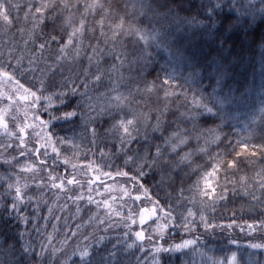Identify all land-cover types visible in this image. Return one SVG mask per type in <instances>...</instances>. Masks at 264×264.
Here are the masks:
<instances>
[{
    "label": "snow or ice",
    "instance_id": "1",
    "mask_svg": "<svg viewBox=\"0 0 264 264\" xmlns=\"http://www.w3.org/2000/svg\"><path fill=\"white\" fill-rule=\"evenodd\" d=\"M105 3H107V7ZM12 7L13 5L9 4L8 0H0V22L9 30L14 22L10 10ZM83 7L85 12L94 16L98 15L99 20L90 26L82 13L77 23L74 16L75 11L80 9L79 0L76 3H70V0H60L59 3L57 0H43L39 6L30 4L25 18L31 15L37 21L33 28L37 24L44 28L50 23L52 30L48 33V38L43 39L42 42L37 44L35 40L32 41L35 51L39 53V58H29L27 66L23 64L22 58L13 56L12 49L9 48L8 62L6 64L0 62V84H15L17 89H23L25 93L19 96V100L27 101L31 96L33 110L38 111L42 108L45 113H48L50 117L48 121L43 120L42 116L36 115L33 116V121L39 123L41 129L46 132V138L49 141L55 135L49 130L52 121L73 120L77 116L75 108L87 107L89 115L85 121L86 124L94 122L91 113H95L99 117L107 116L113 121L110 131L119 140L120 148L125 150L124 170H118L115 175L127 177L132 182L134 190L142 189L143 198L151 205L139 209L138 219L141 226L154 217L159 220L162 214L166 221L172 223L158 225L161 239H163L165 229L170 230L177 224L186 233L192 232L200 224H203L206 229L215 227L208 223L203 212L197 213L191 208L186 209L187 215L181 214L180 217L173 215L171 205H164L158 199H152L143 181L147 176L158 172L160 183H163L165 179L170 180L178 170H182L181 166L191 168L195 163L194 156L199 154V157L202 158L207 154L209 162L203 165V174L190 190L191 196L186 199L195 202L197 198H200L201 203H215L217 199L227 198L228 188L226 185L220 184L221 174L227 181L228 175L231 173L235 177L251 157L258 153L264 154V144H250L248 140H240L233 145L227 135L222 133L223 117L228 114L225 108L231 105L235 91L227 81L232 78L234 67L240 59L239 53L233 56V47L228 46L227 37L230 33L241 30L247 36L249 29L257 20L264 22V0H206V2L201 0L200 5L196 7V15H191L193 6L191 3H185V0H124L122 4H114L110 0H105V2L91 0ZM182 12L189 13V15L181 16ZM65 13L67 14L65 15ZM69 28L71 31H68ZM189 29L199 31L204 39L211 41L215 45V54L212 51L204 53L202 49L199 52L191 51V42L178 44L179 36L177 34L186 35ZM85 38L89 41L86 48L84 46ZM260 40L261 87L264 90V34ZM54 44L58 46L55 54L44 60L45 50L52 52ZM153 47L168 52L169 64L175 60L177 63L186 65L190 71L187 76L183 77L184 84L196 85L197 89L195 91L183 90L175 75V67L171 72L162 67L163 77L157 74L151 81L146 78H133L131 75L133 67L135 66L136 75L140 76L142 67L152 58L151 49ZM81 54L88 55L90 65L95 61V71L82 72L75 75L74 78L72 76L64 78L60 87L67 91L54 92L44 96V77L48 73L54 77L57 69L67 63L70 55L72 59H75ZM230 57L232 58L230 59ZM12 59L16 60L15 65L12 64ZM42 61H44L43 64ZM104 64H109L107 71L101 67ZM126 66L130 73L127 78L122 71ZM37 72L41 75L37 78L40 88H37L36 91L25 88L17 78L18 76L26 77L29 74L35 77ZM113 73L116 74L115 79H113ZM105 77L109 79L110 86L106 87L103 95L93 97L90 94L92 89L89 85L99 89L103 85ZM205 79L208 80L207 85L204 83ZM49 86L55 87L54 84ZM32 87L35 85L33 84ZM209 88L211 91H208ZM68 92H71L73 96L79 93L81 102H78L72 111H65L59 117L52 115L49 109L54 105L53 97L61 101L60 107H66ZM160 93H163L162 98ZM153 96L156 97L155 103L147 112L133 108L134 102L148 108V102L152 100ZM5 98L11 106L14 96L0 91V100ZM161 99L165 101L163 107L160 106ZM176 101H182L181 106L185 108L179 118L169 106V102L175 103ZM56 110L59 111V108ZM259 111L260 120L264 123V107H261ZM168 117H172V119H168ZM217 118L221 120L220 124H216L215 127H207L209 120L215 121ZM81 119H84L83 114ZM12 120L14 121L15 117H12ZM253 122H255V117H253ZM180 125H184V127ZM35 126V123L25 122L22 125H16L18 131H10L8 112L5 109H0V129L3 130L4 135L15 137L18 141V144L15 145L2 144L0 148L18 149L19 157H25L28 148L25 138L29 135L27 130L29 128L34 130ZM141 128L144 130L142 142L140 140ZM149 130L151 135H149ZM90 132L93 137L90 143L95 144L97 129L92 127ZM59 142L71 143L63 138H60ZM136 143H141V148L133 149L132 145ZM213 145L217 149L223 145V150L217 151L213 155L210 152V147ZM52 152L59 155V150L54 145ZM31 154L36 157V163H26L21 167V172L35 173L37 163L42 170L43 166L47 165L48 152L46 147L40 144L39 139L36 141V146L32 148ZM101 154L103 155V150H101ZM4 163H8V161H4ZM16 163H19L18 159H16ZM63 163L68 164L70 161L65 159ZM48 171L51 187L64 190L65 178L53 175L50 166ZM199 171L200 166L195 169L193 174ZM105 175L112 176L113 173L109 172ZM257 177L259 179H256ZM253 179L264 193V168L260 169ZM201 180L203 186H201ZM247 181L248 177L242 175L238 182L245 189L246 194L252 195L256 200L257 197L247 190ZM6 182L7 189L12 194V202L5 208V211L15 212L19 215L21 209L18 208V204H22L25 200L23 188H26L27 185L22 186L20 176L15 174L7 177ZM41 183L43 184L44 181L41 180ZM66 183L72 185L77 181L73 177L68 178ZM217 189L220 191L218 192ZM89 190L91 191V189ZM123 191L124 195L129 196L134 202L142 200V196L139 194L133 196L127 189H123ZM180 197L184 198L183 188L180 189ZM81 198L80 196L75 197V199ZM88 201L89 203L93 202L90 195ZM96 203L97 207L101 204L99 201ZM102 203L105 207L110 208L108 200H104ZM135 215L137 214L129 211L127 218L132 225L137 222L133 218ZM197 215H199V221L196 220ZM21 219L25 224L28 223L27 217L22 216ZM235 223V220H232L227 226L232 227ZM245 226L250 231H255L257 228L264 229V219L254 218L251 223L245 222ZM78 228L79 226H77ZM243 230L242 226L241 231ZM20 235L22 237L23 233ZM78 235V231L71 232V236L66 238L63 244L67 246L69 240L77 238ZM124 235L127 237L129 233L126 232ZM134 235L136 240L127 245L129 248L134 247L136 241L149 240L151 242V237L146 236L143 230L136 231ZM90 239H93L94 243H89ZM198 240V237L182 239L179 243L171 244L168 247H165L164 243L153 244V248L156 253L182 252L185 249L195 252ZM12 241L10 243L8 239H5L0 242V256L3 257L0 264H25L26 261L27 264H31L28 257L36 255L32 246L24 244L18 248L15 238H12ZM104 242V236L92 238L85 235L82 237V242L77 243L70 254L61 249H52V253L55 255L56 252H61L65 256L61 264H112L111 259L104 260L102 257L96 261L92 259L94 250L102 247ZM51 243L52 236L49 235L48 247L51 246ZM117 246L114 244L113 248L115 249ZM249 247L264 249V244L252 243ZM140 250L143 251L142 243ZM41 251H46L45 245H41ZM197 254L201 256V264H219L215 259L207 256L204 251H199ZM114 256L115 252H109L110 258ZM233 261H235V254L229 264H232Z\"/></svg>",
    "mask_w": 264,
    "mask_h": 264
},
{
    "label": "trees",
    "instance_id": "2",
    "mask_svg": "<svg viewBox=\"0 0 264 264\" xmlns=\"http://www.w3.org/2000/svg\"><path fill=\"white\" fill-rule=\"evenodd\" d=\"M42 2L43 0H8V3L13 5L10 10L14 22L10 30L0 22V53H2L0 62L5 64L8 62L9 48L12 49L13 56L22 58L25 66L28 65L29 58H39V53L35 51L32 41L35 40L38 44L43 39H47L48 33L52 30L51 24L49 23L44 28L37 24L33 28L37 21L31 15L25 18V13L28 12L30 4L39 6ZM57 2L59 3L60 0H57ZM76 2L77 0H70V3ZM90 2L91 0H79V11L73 10L75 11L74 19L77 23L82 13L90 26L99 20L98 15L94 16L85 12L83 5ZM101 2H105V0H101ZM110 2L122 4L124 0H110ZM185 3L192 4L191 15H196V7L200 5L201 0H185ZM105 6L107 7V3H105ZM32 11L34 12V9ZM180 15L185 16L189 13L182 12ZM68 31H71V28ZM262 34H264V22L257 20L249 29L247 36L241 30L240 32L230 33L227 37L228 46L233 47V56L236 53L240 54L232 78L227 81L235 91L231 105L225 108L228 114L223 117L224 126L222 127V133L227 135L233 145L240 140H248L250 144H264V123L260 120L261 114L259 111L261 107H264V90L261 87L260 38ZM177 36H179L178 44L191 42V51L199 52L202 49L204 53L212 51L215 54V45L204 39L199 31L189 29L186 35L177 34ZM88 43V39L85 38V48ZM57 47L55 44L52 45V52L46 49L44 60H47L50 55H54ZM151 53L152 58L142 67L140 76L136 75L135 66L133 67L131 72L133 78H146L151 81L157 74L163 77L162 67L169 72L175 67V75L182 89L192 91L197 89L196 85L184 84L183 77L187 76L190 71L186 65L177 63L175 60L172 61V64H169L170 57L165 50H158L153 47ZM11 62L15 65L16 60L12 59ZM43 62L41 63L43 64ZM101 67L107 71L109 64L101 65ZM95 69V61L90 65L87 54H81L75 59H72L70 55L67 63L57 69L54 77L51 76V73L44 77V96L54 92L67 91V89L60 87L64 78L69 76L74 78L75 75L82 72H94ZM122 71L126 78L130 75L127 66ZM40 75L41 73L37 72L35 77L29 74L26 77L18 76L17 78L20 79L21 84H24L25 88L36 91L37 88H40L37 79ZM112 76L113 79L116 78L115 73ZM204 83L207 85L208 80L205 79ZM33 84L35 87H32ZM52 84L55 87L49 86ZM107 86H110V81L105 77L103 85L99 89L91 84L89 85L92 89L90 94L93 97L101 96L105 93ZM0 91L14 96L11 106H9L10 102L6 98L0 100V109H5L8 112L10 131H18L16 125H22L25 122L36 124L34 130L33 128L27 130L29 135L25 138L28 142L25 157H19L18 149L5 150L0 148V242L8 239L11 243L13 242L12 238H15L18 248L24 244H30L36 253L34 257L31 255L28 257L31 264H61L65 256L61 252H56L53 255L52 249H61L70 254L73 247L77 243H81L82 237L85 235L92 238L105 237L104 245L94 250L92 259L94 261L100 260L101 257L104 260L111 259L112 264H152L153 261L158 264H201V256L197 254L199 251H204L207 256L215 259L219 264H224L232 259L233 254H235V264H264V249L249 247L252 243L264 244V229L257 228L255 231H250L245 226V222L251 223L254 218L264 219V193L253 179L256 177V173L264 168V154L258 153L256 156L251 157L245 162L246 166L243 167L242 171L237 172L235 177L230 173L227 181L221 174L220 184L227 186V198L217 199L215 203H201L200 198H197L195 202L186 199L191 196L190 190L193 189L196 181L200 180L204 171L203 165L209 162L207 154L203 155L202 158L199 157V154L194 156L195 163L192 164L191 168L181 166L182 170H178L170 180L165 179L163 183H160L158 172L147 176L143 183L148 188L152 199H158L164 205H171L173 215L177 217H180L181 214L187 215L186 209L191 208L194 212H203L208 223L215 225V227L206 229L203 224H200L192 232L186 233L177 224L176 227H172L170 230L165 229L163 239H161V234L157 229L158 225L172 223L166 221L162 214L159 220L153 218L150 221L151 225L144 224L143 226L138 225L137 222L132 225L127 218L129 211L136 214L141 207L149 204L143 198L142 189L139 191L134 190L132 182L127 177L115 175L118 170H124L125 150L120 148L119 140L110 131L112 120L107 116L99 117L95 113H91L94 122L86 124L85 121L89 115L87 107L75 108L77 103L81 102L79 93L73 96L71 92H68L66 107H60L61 101L53 97L54 105L49 109L52 115L59 117L63 112L72 111L75 108L77 116L67 122L63 120L52 121L49 130L55 135L49 141L46 138V132L41 129L39 123L33 121L34 115L42 116L43 120L48 121L50 119L48 113H45L42 108L34 111L31 107V96L27 101L19 100V96L25 93L23 89H17L15 84H0ZM208 91H211V88ZM159 95L161 98L163 97V93ZM145 99L147 100V97ZM155 99L156 97L153 96L152 100L148 102V108H144L142 104L137 105L135 102L132 106L147 112L155 103ZM164 103L165 101L161 99L160 106L163 107ZM182 103V101L169 102V106L172 111L177 113L178 118L180 113L185 111V108L181 106ZM57 108H59V111L56 110ZM82 114L84 119H81ZM12 117H15L14 121ZM253 117H255V122H253ZM168 119H172V117H168ZM220 123L219 118L215 121L209 120L207 127H215L216 124ZM180 126L184 127V125ZM92 127L97 129L95 144L90 143L93 139L90 132ZM149 135H151L150 130ZM143 136L144 130L141 128V142ZM60 138L71 141V143H60ZM37 139L47 149V165L43 166L42 170L37 163L35 173L21 172V167L26 163H36V157L31 152L32 148L36 146ZM2 144L15 145L18 144V141L15 137L4 135L3 130L0 129V145ZM53 145L59 150L58 156L52 152ZM132 148H141V143L133 144ZM101 150H103V155ZM222 150L223 145L220 149H217L214 145L210 147V152L213 155ZM14 157L19 160V163H16ZM65 159L69 160L70 163L64 164ZM4 161H8V163H4ZM49 166L53 175L65 178L66 186L64 190L51 187V182L48 179ZM198 166H200V171L193 174ZM109 172L113 175H105ZM90 173H98L101 178L91 182ZM14 174L20 176L22 186L27 185L26 188H23L25 200L22 204H18V208L21 209L19 215L15 212L5 211V208L12 202V194L7 189L6 178ZM242 175L248 177L247 190L257 197L256 200L253 199L252 195L246 194L245 189L238 182L239 177ZM73 177L77 183L67 185L66 180ZM41 180L44 181L43 184ZM201 186H203L202 180ZM181 188L184 189V198L180 197ZM123 189H127L133 196L141 195L142 200L134 202L129 196L124 195ZM217 191L219 192L220 189H217ZM89 195L92 197V203L88 201ZM77 196L82 198L75 199ZM104 200H108L110 208L103 205ZM97 201L101 202L99 207H97ZM22 216L27 217V224L21 219ZM196 220L199 221V215L196 216ZM232 220H235L236 223L232 227H228L227 225ZM77 226H79L78 229ZM242 226L244 227L243 231H241ZM141 227L147 229L146 235L151 237V242L149 240L136 241L135 246L129 248L127 245L136 240L133 237L134 231ZM73 231H78V237L70 239L67 246H65L63 242L71 236ZM126 232L129 233L127 237L124 235ZM21 233H23L22 237ZM49 235L52 236L50 247H48ZM194 237L199 238L196 245L197 251L195 252L185 249L182 252L156 253L153 248V244L164 243V246L168 247L171 244L179 243L182 239H192ZM89 243H94V240L90 239ZM141 243L143 251L140 250ZM114 244L118 245L115 249L113 248ZM41 245L46 246V251H41ZM109 252H115V256L110 258ZM2 260L3 257L0 256V261ZM25 264H27V261Z\"/></svg>",
    "mask_w": 264,
    "mask_h": 264
},
{
    "label": "rangeland",
    "instance_id": "3",
    "mask_svg": "<svg viewBox=\"0 0 264 264\" xmlns=\"http://www.w3.org/2000/svg\"><path fill=\"white\" fill-rule=\"evenodd\" d=\"M43 141H44V144H45V140H44V139H43ZM97 178H98V179H97ZM100 178H101V177H99V174H98V173H96V174H94V173H90V181H91V182H95V181L99 180ZM147 206L150 207L151 205L149 204V205H147ZM144 207H145V206H144ZM138 213H139V211L136 213L137 215H135V218H134V219H136L138 225H140V224H139V219H138ZM154 218H155V217H154ZM150 221H151V220L147 221L145 224H147V225L150 224ZM148 222H149V223H148ZM150 225H151V224H150ZM159 225H161V224H159ZM157 229H158V227H157ZM140 230H143L144 233H145V235L147 234V233H146V230H147V229H144V228H142V227H141V228H137V229L134 231V233H133V237H134V239H136V238H135V235H134L135 232H136V231H140ZM147 232H148V231H147ZM146 236H147V235H146ZM230 261H232V259H229V260H228L226 263H224V264H229ZM152 264H158V263H157L156 261H155V262L153 261ZM232 264H235V261H233Z\"/></svg>",
    "mask_w": 264,
    "mask_h": 264
}]
</instances>
